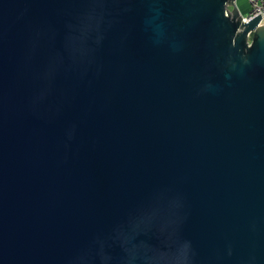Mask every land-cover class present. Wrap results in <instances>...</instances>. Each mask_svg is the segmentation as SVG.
I'll return each mask as SVG.
<instances>
[{
    "label": "water",
    "instance_id": "95a60500",
    "mask_svg": "<svg viewBox=\"0 0 264 264\" xmlns=\"http://www.w3.org/2000/svg\"><path fill=\"white\" fill-rule=\"evenodd\" d=\"M260 20L0 0V264H264Z\"/></svg>",
    "mask_w": 264,
    "mask_h": 264
},
{
    "label": "built area",
    "instance_id": "2783aa9c",
    "mask_svg": "<svg viewBox=\"0 0 264 264\" xmlns=\"http://www.w3.org/2000/svg\"><path fill=\"white\" fill-rule=\"evenodd\" d=\"M249 10L246 15H242V22L249 20L260 15V25L264 24V0H246Z\"/></svg>",
    "mask_w": 264,
    "mask_h": 264
},
{
    "label": "rangeland",
    "instance_id": "374dc122",
    "mask_svg": "<svg viewBox=\"0 0 264 264\" xmlns=\"http://www.w3.org/2000/svg\"><path fill=\"white\" fill-rule=\"evenodd\" d=\"M237 6L242 15H246L248 13L249 7L246 0H237Z\"/></svg>",
    "mask_w": 264,
    "mask_h": 264
}]
</instances>
